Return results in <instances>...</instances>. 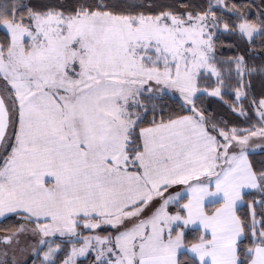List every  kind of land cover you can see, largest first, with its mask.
I'll return each mask as SVG.
<instances>
[{
	"label": "snow or ice",
	"instance_id": "1",
	"mask_svg": "<svg viewBox=\"0 0 264 264\" xmlns=\"http://www.w3.org/2000/svg\"><path fill=\"white\" fill-rule=\"evenodd\" d=\"M0 264H264V0H0Z\"/></svg>",
	"mask_w": 264,
	"mask_h": 264
}]
</instances>
